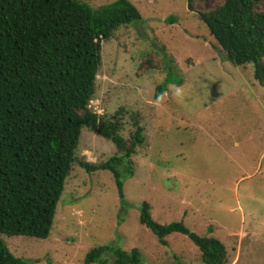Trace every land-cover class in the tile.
<instances>
[{
    "label": "rangeland",
    "instance_id": "374dc122",
    "mask_svg": "<svg viewBox=\"0 0 264 264\" xmlns=\"http://www.w3.org/2000/svg\"><path fill=\"white\" fill-rule=\"evenodd\" d=\"M83 1L97 9L117 0ZM130 1L143 23L123 26L102 43L90 103L128 145L137 125L144 128V143L118 167L123 198L111 171L89 173L79 162L98 165L124 153L84 128L48 238L2 240L25 264H86L100 246L137 249L143 264H204L189 237L174 233L163 245L140 224L147 202L156 222L183 221L219 239L227 264H264V86L251 65L225 57L200 19L217 0H202L196 12L187 0ZM170 76L183 83H169L157 98ZM113 259L107 253L92 264Z\"/></svg>",
    "mask_w": 264,
    "mask_h": 264
},
{
    "label": "trees",
    "instance_id": "16d2710c",
    "mask_svg": "<svg viewBox=\"0 0 264 264\" xmlns=\"http://www.w3.org/2000/svg\"><path fill=\"white\" fill-rule=\"evenodd\" d=\"M202 0H187L190 12ZM200 19L208 26L225 57L234 65H251L264 86V0H224ZM130 0L93 8L83 0H0V264H25L14 256L2 236L47 239L65 189L82 129L112 141L122 156L94 165L80 161L87 172L109 170L120 197L123 183L118 167L143 144L144 128L137 125L129 143L118 126L94 112L90 103L102 62V43L123 26L143 23ZM167 21L175 23L170 17ZM148 63V61H147ZM183 79L170 76L157 87L160 98L168 84ZM140 224L159 242L174 233L189 237L204 264H227L225 244L190 231L183 221L156 222L145 202ZM112 253L114 264H143L137 249H92L86 264Z\"/></svg>",
    "mask_w": 264,
    "mask_h": 264
}]
</instances>
